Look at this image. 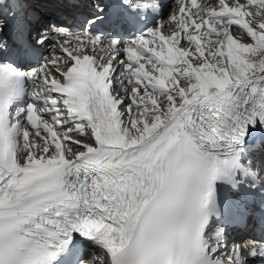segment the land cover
<instances>
[{
	"label": "snow or ice",
	"instance_id": "snow-or-ice-1",
	"mask_svg": "<svg viewBox=\"0 0 264 264\" xmlns=\"http://www.w3.org/2000/svg\"><path fill=\"white\" fill-rule=\"evenodd\" d=\"M241 229L264 0H0V264H264Z\"/></svg>",
	"mask_w": 264,
	"mask_h": 264
},
{
	"label": "bare ground",
	"instance_id": "bare-ground-1",
	"mask_svg": "<svg viewBox=\"0 0 264 264\" xmlns=\"http://www.w3.org/2000/svg\"><path fill=\"white\" fill-rule=\"evenodd\" d=\"M218 2H219V0H205L200 6L204 7V8L214 7V6L218 5ZM170 8H177V6H171ZM193 11H196V9H193ZM244 42H246V40ZM121 95H122V93H121ZM96 256L98 258H103V254H101V253L96 254Z\"/></svg>",
	"mask_w": 264,
	"mask_h": 264
}]
</instances>
